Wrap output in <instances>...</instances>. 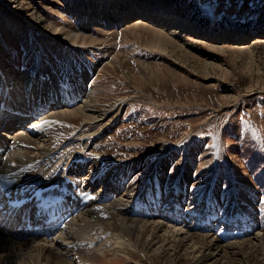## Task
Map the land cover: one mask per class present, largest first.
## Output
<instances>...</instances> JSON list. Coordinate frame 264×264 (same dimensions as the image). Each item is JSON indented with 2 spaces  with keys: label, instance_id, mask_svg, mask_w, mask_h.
Listing matches in <instances>:
<instances>
[{
  "label": "rangeland",
  "instance_id": "1",
  "mask_svg": "<svg viewBox=\"0 0 264 264\" xmlns=\"http://www.w3.org/2000/svg\"><path fill=\"white\" fill-rule=\"evenodd\" d=\"M104 2L16 0L14 6L0 0V69L10 77L13 70H34L36 65L45 66L52 76L67 71V79L91 87L99 113L108 112L105 120L91 122L93 127L86 128L81 118L63 122L54 159L66 161V150L74 141L63 143L82 136V162L99 161L93 177L118 169L130 181H139V194L124 212L145 218L161 213L162 219L179 225V217L185 215L182 226L192 224L190 231L211 234L225 243L264 231V32L257 34L264 30V0H137L148 6L145 9L168 2L170 12L187 17L201 34L168 33L176 44L169 54L148 48L149 38L129 31L127 23L109 30L85 27L79 20L82 15L68 11L70 6L80 12L88 3ZM70 30L87 39L68 43L63 33ZM199 30L210 33L202 35ZM224 33L247 43L210 39ZM95 131L99 133L94 135ZM37 166L28 171L33 177L24 181L23 188L47 180L48 191L62 185L55 188L60 194L62 182L52 185L49 180L55 171L46 170L41 178L35 174ZM54 168L61 172L62 167ZM97 184V188L114 185L111 177L108 183ZM174 185L190 191L188 207L187 200L161 203L149 214L153 188L168 191ZM104 204L109 202L98 206ZM166 258L139 262L140 258L108 254L99 264L189 261L184 252L180 257L170 252ZM221 264H264V251L232 254Z\"/></svg>",
  "mask_w": 264,
  "mask_h": 264
},
{
  "label": "bare ground",
  "instance_id": "2",
  "mask_svg": "<svg viewBox=\"0 0 264 264\" xmlns=\"http://www.w3.org/2000/svg\"><path fill=\"white\" fill-rule=\"evenodd\" d=\"M9 1L15 6L16 0ZM165 4L145 10L148 6L137 0H107L101 5L88 3L84 12H74L73 6L68 7V11L82 15L79 20L85 27L92 25L109 30L127 23L129 31L149 38L148 48L169 54L173 50L171 46L176 44L168 33L188 30L197 34V31L187 17L173 14L168 2ZM200 32L202 35L210 33L208 30ZM63 34L72 45L87 39L73 30ZM210 39L220 43L235 40L238 44L247 43L246 39H234L227 33L212 34ZM0 70V221H5L0 226V264H99L108 254H121L132 260L140 258L136 259L139 262L142 258L151 261V257L167 261L170 252L175 257L184 252L188 264H221L223 258L232 254L264 251V231L225 243L211 234L190 231L192 224L182 226L185 215L179 217V225L168 223L160 217L161 213L147 218L125 213L123 210L130 207L131 199L139 194V181H130L118 169L93 177L99 161L94 160V164L90 160L91 165L82 162V136L66 150L69 157L58 166L62 167L61 172L53 168L59 176L55 180L57 175L53 172L49 180L54 181V185L57 180L62 182L60 194L54 189L46 190L47 180L30 184V190H24V181L33 177L28 171L31 172L35 164L45 169L54 160L57 150H53L63 122L81 118L86 128L93 127L90 123L105 120L108 112L99 113L91 87L67 79L66 76H70L67 71H55L52 76L45 66L36 65L34 70H26V67L13 70L10 77L2 68ZM95 132L94 135L99 133ZM15 140L19 143L14 144ZM98 145L93 144L91 151ZM72 176L75 181L71 180ZM110 177L115 186L97 188L99 181L108 183ZM153 189L154 204L149 214L161 203L165 206L173 201L180 203L190 194L184 185H174L168 191L160 187ZM14 201L18 203L12 206ZM100 202L109 204L98 206ZM187 203L188 200L184 203L188 207ZM105 216L110 217L105 220Z\"/></svg>",
  "mask_w": 264,
  "mask_h": 264
}]
</instances>
